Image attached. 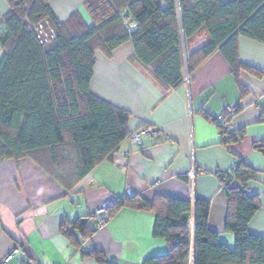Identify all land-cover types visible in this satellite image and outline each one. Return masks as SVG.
Returning a JSON list of instances; mask_svg holds the SVG:
<instances>
[{"label":"trees","instance_id":"obj_1","mask_svg":"<svg viewBox=\"0 0 264 264\" xmlns=\"http://www.w3.org/2000/svg\"><path fill=\"white\" fill-rule=\"evenodd\" d=\"M9 1L10 12L0 18V160L44 155L46 169L67 187L87 177L131 135L130 113L90 91L98 50L111 55L131 40L137 60L173 89L217 51L235 76L252 70L239 59L238 40L244 36L264 44V0H83L90 24L79 12L60 22L50 0ZM45 20L56 31L49 44L40 42L26 22ZM133 23L138 29L129 33ZM203 34L208 41L188 53V44ZM219 127L233 151L245 130L234 127L225 137ZM257 173L237 156L234 169L220 176L229 202L225 231L235 236L233 248L210 229V203L200 199L193 204L126 196L113 199L108 214L111 219L123 207L156 212L155 235L166 238L170 250L144 264H188L191 251L194 264H264V237L249 231L261 206L259 196L247 191ZM72 226L69 232L63 228L71 239L75 229L85 239L94 233L82 219ZM90 255L98 264H116L100 250Z\"/></svg>","mask_w":264,"mask_h":264},{"label":"crops","instance_id":"obj_2","mask_svg":"<svg viewBox=\"0 0 264 264\" xmlns=\"http://www.w3.org/2000/svg\"><path fill=\"white\" fill-rule=\"evenodd\" d=\"M49 4L62 23L76 12L91 23L83 0H50ZM10 10V1L0 0V18ZM207 41L203 34L191 47L188 44V53ZM238 51L240 61L252 70L245 68L235 76L217 51L186 72L179 87L170 89L152 67L137 60L131 40L111 55L98 50L91 93L127 110L131 133L155 127L160 139L136 143L128 137L73 187L49 173L44 155L0 160V261L16 247L19 251L9 264H98L90 255L95 249L116 264H144L166 255L169 241L155 235L154 210L123 207L104 226L97 225L98 208L126 196L150 202L159 198L189 199L193 204L195 199L207 201L210 229L233 248L235 236L225 231L229 202L220 176L234 169L237 156L258 171L247 186L261 205L249 231L264 237V44L241 36ZM236 105L233 124L245 135L231 151L214 119ZM79 219L94 229L90 238L78 229L75 240L63 232L65 223L72 225ZM192 259L191 251L188 264Z\"/></svg>","mask_w":264,"mask_h":264},{"label":"built area","instance_id":"obj_3","mask_svg":"<svg viewBox=\"0 0 264 264\" xmlns=\"http://www.w3.org/2000/svg\"><path fill=\"white\" fill-rule=\"evenodd\" d=\"M127 20H129V17H127ZM28 24V27L31 31L35 32L38 39H40V42L49 44L51 43L55 36L56 31L55 28L52 26L49 20H45L43 22L38 23H30L26 21ZM138 29V24L133 23L129 26V33H134ZM238 109V106H230L226 108L223 112L219 113L216 116L217 124L221 126V129L223 133H225L223 136L227 137V133L234 128V124L229 121L230 116L234 115ZM144 138H153L155 140L160 139V131L158 128L155 127H143L141 129H138L137 131L131 133L129 136V139L133 142L140 143L142 139ZM111 205V201H108L104 204H102L97 212V225L99 227H102L106 224V222L110 219V216L108 214V209ZM64 230L66 232H69L72 230L71 224H65L63 226ZM19 251V248L16 247L12 252H10L3 260L0 261V264H9V262L13 259L14 255ZM34 264V263H30ZM189 264H194L193 260Z\"/></svg>","mask_w":264,"mask_h":264},{"label":"water","instance_id":"obj_4","mask_svg":"<svg viewBox=\"0 0 264 264\" xmlns=\"http://www.w3.org/2000/svg\"><path fill=\"white\" fill-rule=\"evenodd\" d=\"M193 260V259H192Z\"/></svg>","mask_w":264,"mask_h":264}]
</instances>
